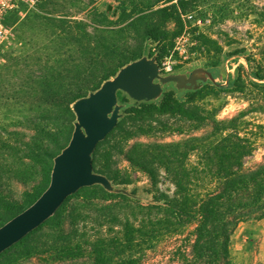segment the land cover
I'll use <instances>...</instances> for the list:
<instances>
[{"label": "trees", "instance_id": "trees-1", "mask_svg": "<svg viewBox=\"0 0 264 264\" xmlns=\"http://www.w3.org/2000/svg\"><path fill=\"white\" fill-rule=\"evenodd\" d=\"M122 5L126 19H133L118 29L82 19L39 15L53 24V29L44 26V33H54L68 42L71 54L54 62L39 58L40 74L23 80L28 86L23 91L24 102L37 103L39 121L21 127L19 150L16 141L0 140V226L48 187L54 158L74 131V102L141 58L149 43L159 45L156 60L162 64L184 27L181 11L188 6L187 0H130ZM110 13L115 14L107 9L106 14ZM172 23L180 28L173 33L169 28ZM260 68L254 74L264 80V67ZM241 79L240 74L236 86ZM250 83L264 88V83ZM206 88L184 98L166 90L158 102L137 101L107 135L120 132L129 138L168 130L185 134L179 140L132 145L134 154H129V160L151 176L157 194L153 202L142 203L133 193L109 191L101 184L84 186L78 190L84 193L75 204L63 210L78 191L41 225L4 250L0 257L19 246L15 255L0 264H147L137 255L143 248H149L160 234L189 223H196L195 239L189 250L178 248L181 264H232L229 242L237 226L264 218V159L248 164L255 144L240 130L239 121L246 111L232 118L210 117L199 103ZM251 109L263 111L264 97L254 98ZM31 111L28 107V119ZM207 125L210 130L202 134L187 132L188 126L202 129ZM195 151L199 160L192 165L190 157ZM160 168L175 185L173 194L159 188ZM15 183L27 189L17 194ZM42 229V234L30 237Z\"/></svg>", "mask_w": 264, "mask_h": 264}, {"label": "rangeland", "instance_id": "rangeland-1", "mask_svg": "<svg viewBox=\"0 0 264 264\" xmlns=\"http://www.w3.org/2000/svg\"><path fill=\"white\" fill-rule=\"evenodd\" d=\"M129 1L45 0L34 8H25L23 14L12 16L15 24L13 37L0 54L1 141H16L19 150L21 127L39 121L37 103L24 102L22 96L23 91L28 89L23 80L40 74L42 70L38 59L45 58L54 62L67 59L71 54L68 42L57 38L54 33H44V26L51 25L49 28L53 29V24L39 15L82 19L92 25L118 29L127 26L133 19H126V14L122 12V4ZM187 5V9L181 11L183 29L175 23L169 25L172 33L179 29L180 33L175 36L173 49L163 63L156 60L159 50L157 43H149L143 54L155 59L164 76L178 75L180 80L160 81L161 93L146 101L158 102L162 92L166 90H172L179 98H184L190 92L206 86L204 98L199 103L206 108L210 117L232 118L246 111V115L239 121L240 130L255 144L253 154L247 158L248 164L260 161L264 159V110L249 108L254 98L264 97V88L250 83H264V80L258 79L254 74L261 69L260 65L264 67V0H187ZM109 6L115 14H106ZM236 50L244 51L235 54ZM151 53L154 55L151 56ZM246 56H250L253 61L249 62ZM240 74L242 83L236 86ZM112 78L114 76L109 79ZM135 104L137 100L121 91L117 102L118 121ZM28 107L32 108L29 119L26 116ZM76 122L77 118L74 129ZM210 128L209 125L202 129L188 126L187 132L202 134ZM148 134H137L129 138L120 132L116 136L109 135L93 152L97 154L94 170L108 176L114 186L112 191L133 193V196L145 204L153 202L157 194L154 192L151 176L129 160V154H134L131 153L132 145L136 142H169L185 136L172 130ZM198 155V151L191 154L192 165L198 162ZM158 186L170 194L176 190L164 168L159 169ZM25 189L27 187L24 184H14L17 194ZM83 193L84 190L78 191L77 195L67 200L63 210L75 204ZM195 227L196 223H189L179 227L177 231L160 234L150 243L149 248H143L137 254L138 257L147 264H181L176 252L179 247L190 249L195 239ZM43 229L30 237L42 234ZM18 247L17 245L8 250L0 257V261L15 255ZM229 254L232 264H264V218L244 221L237 226L230 238Z\"/></svg>", "mask_w": 264, "mask_h": 264}, {"label": "water", "instance_id": "water-1", "mask_svg": "<svg viewBox=\"0 0 264 264\" xmlns=\"http://www.w3.org/2000/svg\"><path fill=\"white\" fill-rule=\"evenodd\" d=\"M170 80L179 81L180 76H164L155 59L143 56L123 66L99 89L74 102L75 129L69 143L54 158L51 181L30 206L0 226V254L52 216L80 188L101 184L114 190L108 176L94 170L93 152L118 123V91L146 101L161 93L160 81Z\"/></svg>", "mask_w": 264, "mask_h": 264}, {"label": "built area", "instance_id": "built-area-1", "mask_svg": "<svg viewBox=\"0 0 264 264\" xmlns=\"http://www.w3.org/2000/svg\"><path fill=\"white\" fill-rule=\"evenodd\" d=\"M45 0H0V54L13 37L12 16L23 14L25 8H34Z\"/></svg>", "mask_w": 264, "mask_h": 264}]
</instances>
